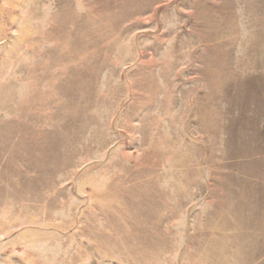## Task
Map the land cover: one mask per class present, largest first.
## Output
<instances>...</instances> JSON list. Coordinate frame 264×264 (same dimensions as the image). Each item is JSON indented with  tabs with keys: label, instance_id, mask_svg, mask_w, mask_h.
<instances>
[{
	"label": "rangeland",
	"instance_id": "rangeland-1",
	"mask_svg": "<svg viewBox=\"0 0 264 264\" xmlns=\"http://www.w3.org/2000/svg\"><path fill=\"white\" fill-rule=\"evenodd\" d=\"M0 264H264V0H0Z\"/></svg>",
	"mask_w": 264,
	"mask_h": 264
}]
</instances>
